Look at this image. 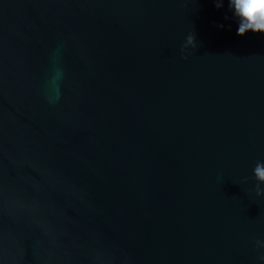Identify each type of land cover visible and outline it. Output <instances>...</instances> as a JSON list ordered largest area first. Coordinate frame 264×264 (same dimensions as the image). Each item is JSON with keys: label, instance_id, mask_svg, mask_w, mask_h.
Wrapping results in <instances>:
<instances>
[{"label": "water", "instance_id": "95a60500", "mask_svg": "<svg viewBox=\"0 0 264 264\" xmlns=\"http://www.w3.org/2000/svg\"><path fill=\"white\" fill-rule=\"evenodd\" d=\"M237 29L228 0H0V264H261Z\"/></svg>", "mask_w": 264, "mask_h": 264}, {"label": "clouds", "instance_id": "9594fccd", "mask_svg": "<svg viewBox=\"0 0 264 264\" xmlns=\"http://www.w3.org/2000/svg\"><path fill=\"white\" fill-rule=\"evenodd\" d=\"M229 9L238 23L237 35H246L249 31L254 33H264V0H228ZM216 7H223V0H216ZM227 18V17H226ZM218 27L223 28V24ZM196 48L197 40L194 33L188 34L181 51H186L189 47ZM185 59L188 57L185 56ZM255 192L257 196H264V161L258 160L253 169ZM244 178V182L248 181ZM255 246L258 250L264 249V239H255ZM257 260L264 264V252H260Z\"/></svg>", "mask_w": 264, "mask_h": 264}]
</instances>
